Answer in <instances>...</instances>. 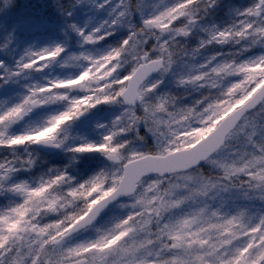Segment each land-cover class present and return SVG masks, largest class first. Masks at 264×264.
Listing matches in <instances>:
<instances>
[{"label":"snow or ice","instance_id":"6c2138e0","mask_svg":"<svg viewBox=\"0 0 264 264\" xmlns=\"http://www.w3.org/2000/svg\"><path fill=\"white\" fill-rule=\"evenodd\" d=\"M8 5L0 264H264V0Z\"/></svg>","mask_w":264,"mask_h":264},{"label":"clouds","instance_id":"9594fccd","mask_svg":"<svg viewBox=\"0 0 264 264\" xmlns=\"http://www.w3.org/2000/svg\"><path fill=\"white\" fill-rule=\"evenodd\" d=\"M17 3V0H9V5L8 6H14ZM4 0H0V6H3Z\"/></svg>","mask_w":264,"mask_h":264},{"label":"trees","instance_id":"16d2710c","mask_svg":"<svg viewBox=\"0 0 264 264\" xmlns=\"http://www.w3.org/2000/svg\"><path fill=\"white\" fill-rule=\"evenodd\" d=\"M23 4H24V0L22 1V0H20V5L21 6H23ZM63 37H61V39H62ZM74 39V38H73Z\"/></svg>","mask_w":264,"mask_h":264},{"label":"rangeland","instance_id":"374dc122","mask_svg":"<svg viewBox=\"0 0 264 264\" xmlns=\"http://www.w3.org/2000/svg\"><path fill=\"white\" fill-rule=\"evenodd\" d=\"M23 1V0H22Z\"/></svg>","mask_w":264,"mask_h":264}]
</instances>
